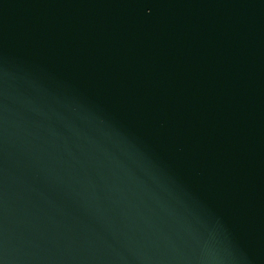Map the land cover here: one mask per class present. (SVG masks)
<instances>
[{"label": "water", "instance_id": "obj_1", "mask_svg": "<svg viewBox=\"0 0 264 264\" xmlns=\"http://www.w3.org/2000/svg\"><path fill=\"white\" fill-rule=\"evenodd\" d=\"M0 264H264V0H0Z\"/></svg>", "mask_w": 264, "mask_h": 264}]
</instances>
